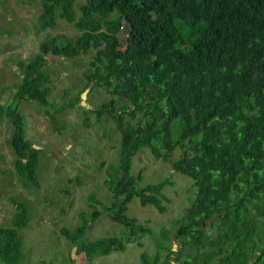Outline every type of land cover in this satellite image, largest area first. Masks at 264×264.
<instances>
[{"label": "trees", "instance_id": "trees-1", "mask_svg": "<svg viewBox=\"0 0 264 264\" xmlns=\"http://www.w3.org/2000/svg\"><path fill=\"white\" fill-rule=\"evenodd\" d=\"M75 1L42 0L41 30L55 29L60 18L80 34L42 42L35 58L20 63L12 102L0 104V121L8 119L13 127L17 172L36 184L37 151L16 103L50 105V79L42 72L46 56L73 59L95 52L85 79L126 101L118 109L113 101L104 105L121 134L119 165L107 182L112 202L103 207L111 219L141 236L149 229L126 214L134 198L160 214L167 211L163 190L171 181L142 186V176L130 173L133 157L148 148L193 181L195 196L176 236L199 250L194 261L187 259L264 264V0H87L79 17ZM123 23L126 50H120ZM128 50L135 51L131 60ZM177 149L180 157L171 160ZM98 216L94 210L75 231L64 228L61 234L89 257L123 251L118 238L83 241ZM29 221L28 206L18 203L12 226L0 228V263L22 264L19 230ZM206 221L217 223L203 229ZM142 261L149 264L145 254Z\"/></svg>", "mask_w": 264, "mask_h": 264}, {"label": "rangeland", "instance_id": "rangeland-1", "mask_svg": "<svg viewBox=\"0 0 264 264\" xmlns=\"http://www.w3.org/2000/svg\"><path fill=\"white\" fill-rule=\"evenodd\" d=\"M87 0H76L74 11ZM42 0H0V104L13 100L22 77L20 63L27 64L39 54V45L56 36L75 39L80 32L64 19H57L55 29L41 30L38 19ZM120 50L128 45V29L123 23L119 31ZM131 60L134 50H128ZM95 52L76 58L47 55L42 72L49 76L50 105L17 101L24 120L25 135L37 151L36 184L28 182L15 168L16 156L10 146L12 124L0 121V228L11 227L17 204L28 206L30 221L19 230L22 239V264H200L190 261L199 255L185 238H176L185 214L195 196L193 181L177 173L170 163L156 160L148 148L141 149L132 159L130 173L141 175L142 186L169 179L171 186L163 190L167 211L160 214L152 206H141L134 198L128 204L127 216L144 225L149 233L133 236L130 229L113 221L104 210L112 202L107 182L119 165L121 134L104 105L114 102L115 109L126 101L112 93L92 87L84 75L91 72ZM125 119L129 121L128 116ZM134 122V121H130ZM177 149L171 160L180 157ZM120 196V200L124 198ZM264 222V201L260 203ZM94 210L96 221L89 225L83 238L93 242L102 238H118L123 251L89 257L71 244L62 234L66 228L75 231L89 220ZM251 213L249 217L256 218ZM213 223L206 221L203 229ZM261 225L260 220L257 221ZM211 250L209 253H212ZM157 260V262H156Z\"/></svg>", "mask_w": 264, "mask_h": 264}, {"label": "flooded vegetation", "instance_id": "flooded-vegetation-1", "mask_svg": "<svg viewBox=\"0 0 264 264\" xmlns=\"http://www.w3.org/2000/svg\"><path fill=\"white\" fill-rule=\"evenodd\" d=\"M0 264H4V263H0Z\"/></svg>", "mask_w": 264, "mask_h": 264}]
</instances>
